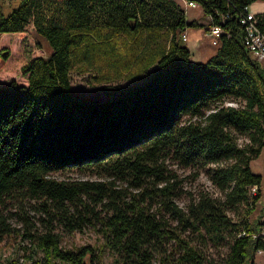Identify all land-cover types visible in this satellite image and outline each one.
<instances>
[{"label":"trees","instance_id":"obj_1","mask_svg":"<svg viewBox=\"0 0 264 264\" xmlns=\"http://www.w3.org/2000/svg\"><path fill=\"white\" fill-rule=\"evenodd\" d=\"M254 1L197 0L210 24L222 28L215 53L197 62L181 34L198 23L185 19L176 0H19L0 11V34L31 24L51 47L47 56L22 65L25 82L0 84V230L10 229L2 208L11 201L39 200L70 228L98 217L95 205L102 203L109 245L138 264H163L151 259L164 237L178 240L168 264H261L254 256L264 249L257 235L264 221L249 216L262 195V176L250 161L264 147V66L244 46L240 22ZM256 16L264 33V11ZM76 69L92 70L91 77L105 83V96L72 93L70 71ZM123 77L137 80L113 83ZM239 136L246 140L238 142ZM166 157L183 166L213 164L209 179L223 197L201 195L181 210L164 171ZM71 169L110 178L54 176ZM115 179L136 187L152 181L143 186L149 197L160 196L202 236L226 240L223 258L207 259L192 242L165 235L160 220L141 205L143 192L116 188ZM155 180L166 183L158 187ZM238 205L246 210L240 221L227 214ZM32 238L44 259L24 264L99 262L90 245L60 246L50 227Z\"/></svg>","mask_w":264,"mask_h":264},{"label":"rangeland","instance_id":"obj_2","mask_svg":"<svg viewBox=\"0 0 264 264\" xmlns=\"http://www.w3.org/2000/svg\"><path fill=\"white\" fill-rule=\"evenodd\" d=\"M19 0H0V11L7 13ZM184 9L185 19L187 21L197 22L198 25L186 27L187 43L190 47V59L193 62L206 60L210 52L217 44L211 42L212 38L209 33L211 26V17L205 13L201 5L188 6L184 0H176ZM251 8V7H250ZM252 9V8H251ZM197 38V44L193 40ZM185 41V40H184ZM186 43V42H185ZM0 51H6L5 59L0 63V84L14 78L17 82H25V76L22 73V65L27 63L31 58L37 55L47 56L51 52V47L48 41L40 35L34 27L29 24L22 31L3 32L0 34ZM264 66V59L261 60ZM92 70L79 71L71 70L70 90L72 93L81 98H101L104 97V92L101 89L104 82L95 81L91 76ZM137 79L123 77L113 81L114 84L127 86L133 84ZM226 104L237 105L233 100H225ZM246 139L243 136L238 137V142L242 143ZM165 173L170 181L173 182V200L175 204L183 211H186L187 205L196 200L201 195L209 197L222 198L221 192L213 183H211L208 175V170L213 164H205L199 166H183L177 160L166 157L163 159ZM251 169L260 173L262 176L261 198L255 204L253 212L250 213V220L255 217H260L264 221V147L259 155L250 161ZM54 176L59 178H68L70 180H96L108 179L110 177L101 175L94 169H71L65 171H57ZM156 186H162L166 181L155 180ZM152 181L143 184L150 187ZM142 187L130 186L126 181L115 179L114 187L127 188L132 193L143 192L141 205L150 213L155 215L156 219L160 220L161 226L166 234H175L179 239L182 238L192 242L198 247L207 259L221 260L227 250L226 240L214 242L208 236H202L197 229H193L178 216L168 211V208L162 203L160 196L143 191ZM254 190V187H251ZM39 200H24L18 206L16 201L8 202L2 211L5 214L6 220L10 229L0 230V264H24L34 259H44V253L36 244L32 235L35 232H45L47 227H50L52 232L58 234L59 244L62 247L74 248L80 245H90L99 254L98 264H138L135 258L132 261L128 257L120 254V251L109 245L107 236L105 235L104 216L106 209L102 203L95 205V210L98 211V217L86 220L78 228H70L69 225L63 224L53 215L40 207ZM108 211V210H107ZM245 206L238 205L236 211L229 209L227 214L237 221H240L245 212ZM24 217H27L24 220ZM89 217V216H88ZM49 219V223L47 222ZM48 224V225H46ZM261 224L257 235L262 236ZM173 232V233H172ZM200 232H203L200 230ZM204 234V233H203ZM176 237H164L161 242L156 241V246L153 247L152 261L154 263L162 262L168 264L178 252ZM254 260L264 264V252L255 253Z\"/></svg>","mask_w":264,"mask_h":264},{"label":"built area","instance_id":"obj_3","mask_svg":"<svg viewBox=\"0 0 264 264\" xmlns=\"http://www.w3.org/2000/svg\"><path fill=\"white\" fill-rule=\"evenodd\" d=\"M188 6H196L197 0H184ZM250 5L245 6V12L240 17V22L243 26V43L244 46L250 51L251 55L257 60L264 59V33L258 26V19L256 12H253ZM211 35V42L213 44H219V35L222 33V28L219 24H212L209 28ZM181 37L183 40L186 39L185 32H182ZM254 187V186H253ZM255 188V187H254ZM262 236L264 238V226L262 227ZM264 249H257L256 253H263Z\"/></svg>","mask_w":264,"mask_h":264},{"label":"crops","instance_id":"obj_4","mask_svg":"<svg viewBox=\"0 0 264 264\" xmlns=\"http://www.w3.org/2000/svg\"><path fill=\"white\" fill-rule=\"evenodd\" d=\"M250 6L249 7H251L250 9L253 11V12H261V11H264V0H256V1H254V2H252L251 4H249ZM184 32H185V34H186V39H185V42H186V45L188 46V48L190 49V47H189V45H188V43H187V33H186V30H184ZM197 38H195L194 40H193V43L194 44H197ZM217 46L218 45H216V47L210 52V55H212V54H214L215 53V51H216V49H217ZM209 55V56H210ZM262 150H263V148L261 149V151H260V153L262 152Z\"/></svg>","mask_w":264,"mask_h":264}]
</instances>
